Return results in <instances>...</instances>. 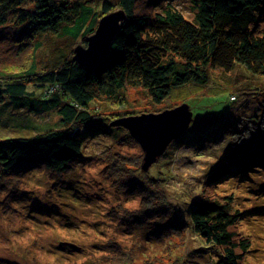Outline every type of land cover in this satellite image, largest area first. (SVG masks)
Wrapping results in <instances>:
<instances>
[{"label":"trees","instance_id":"obj_1","mask_svg":"<svg viewBox=\"0 0 264 264\" xmlns=\"http://www.w3.org/2000/svg\"><path fill=\"white\" fill-rule=\"evenodd\" d=\"M170 1L0 0V42L8 41L10 48L17 49L15 55L31 53L30 64H20L15 75L8 74L13 64L5 61L7 58L0 60V106L11 105L13 112L8 114L15 118L11 121L13 117L9 115L2 123L7 128V123L13 122L11 131L20 133L16 137H0L1 186L35 168L58 176L71 171L81 159L84 139L95 133L90 109L99 99L123 105V89L130 87L141 88L157 105L172 96L189 104L187 95L202 91L209 84L211 67L231 71L241 64L255 75H264V34H255L262 20L264 0H197L193 19L186 18ZM156 7L162 10L157 11ZM118 8L125 10L126 17L109 54L94 67L81 66L74 59L75 47L86 46L101 17ZM44 34V41L31 48V39ZM53 36L61 43L45 44ZM31 76L42 85L39 93L29 89ZM176 105L179 104L143 112H159ZM53 111L61 118L60 128L46 125L34 134H22L33 125L31 115ZM19 113L21 116L16 117ZM137 113L141 112L130 109L114 113L112 121ZM129 138L135 140L130 133ZM240 162L233 171L224 167L212 172L208 181L203 180L206 187H214L230 174L238 175L237 170L241 173L254 166L264 167V147L247 153ZM113 164L117 169L123 168L121 175L111 172L117 183L138 184L143 197L140 207L125 217L128 232L146 228L150 241L163 243L170 235H181L188 223L204 243L218 252L215 261L210 257L213 264H243L251 242L239 231L243 215L239 210L231 211V196L220 199L216 190L212 193L207 188L213 198L201 197L193 202L186 222L178 217L165 190H152L133 181L134 173L127 172L131 163L125 159ZM102 248L108 253L95 260L96 264H137L136 249L126 250L116 240H109ZM194 257L189 254L176 264H202ZM143 264L163 263L145 258Z\"/></svg>","mask_w":264,"mask_h":264},{"label":"rangeland","instance_id":"obj_2","mask_svg":"<svg viewBox=\"0 0 264 264\" xmlns=\"http://www.w3.org/2000/svg\"><path fill=\"white\" fill-rule=\"evenodd\" d=\"M170 2L186 18H194L197 0ZM255 34H264V12ZM46 36L31 39V48ZM53 42L61 43V40L53 36L45 44ZM9 46L8 41L0 42V60L7 58L5 61L13 64L8 74L15 75L20 64H30L31 53L15 55L17 49ZM209 75V84L202 91L187 95L195 115L190 126L147 171L141 168L144 152L138 141L131 140L124 127L110 125L114 113L122 114L130 109L143 112L183 101L172 96L157 105L141 88L129 87L122 91L126 99L123 105L103 99L92 105V127L96 134L84 139L81 159L71 171L58 176L44 168H35L0 185V264H96L95 260L108 253L102 246L109 240H116L126 250L136 249L137 264H143L145 258L176 264L189 254H194L197 262L213 264L211 260L217 259L218 252L204 243L188 223L181 235H170L163 243L150 241L146 228L128 232L125 217L140 207L143 197L138 184L133 183L132 187L129 182L117 183V177L112 176L111 172L123 173V168L117 169L113 164L120 159L131 163L133 169L128 168L127 172L134 173L133 181L138 180L152 190H165L178 217L186 222L193 202L201 197L213 198L209 190L212 193L216 190L220 199L231 196V211L239 210L243 215L238 223L239 231L251 242L243 264H264V168L254 166L241 173L237 170L238 175L230 174L214 187H206L203 182L218 169L227 167L233 171L247 153L263 149L264 75H255L241 64L231 71L211 67ZM28 83L30 90L39 93L42 85L35 76ZM191 87L186 88L191 90ZM8 111L13 112L11 105L0 106V137L19 136L18 131H11L13 122L7 123V128L2 123L9 115L13 117L11 121L15 120ZM20 116L19 113L16 117ZM31 116L33 125L22 134H34L46 125L61 126L56 111ZM150 179L155 181L151 183ZM65 242L80 249L64 247Z\"/></svg>","mask_w":264,"mask_h":264},{"label":"water","instance_id":"obj_3","mask_svg":"<svg viewBox=\"0 0 264 264\" xmlns=\"http://www.w3.org/2000/svg\"><path fill=\"white\" fill-rule=\"evenodd\" d=\"M126 17L119 8L105 14L99 20L95 33L88 37L87 45L75 47L74 59L86 67L98 65L109 54L114 37ZM193 121V112L187 102L159 112H141L118 117L111 125L126 128L141 145L144 157L141 168L147 171L163 155L169 144L179 138ZM72 250L80 247L71 242L62 244Z\"/></svg>","mask_w":264,"mask_h":264},{"label":"bare ground","instance_id":"obj_4","mask_svg":"<svg viewBox=\"0 0 264 264\" xmlns=\"http://www.w3.org/2000/svg\"><path fill=\"white\" fill-rule=\"evenodd\" d=\"M233 98H235V97H233ZM253 165V164H252ZM262 168H264V167H262Z\"/></svg>","mask_w":264,"mask_h":264}]
</instances>
